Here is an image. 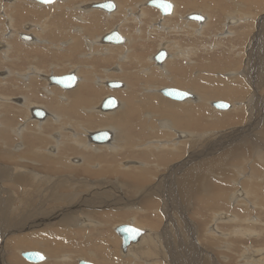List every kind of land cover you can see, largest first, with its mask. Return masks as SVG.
<instances>
[{
	"label": "rangeland",
	"instance_id": "1",
	"mask_svg": "<svg viewBox=\"0 0 264 264\" xmlns=\"http://www.w3.org/2000/svg\"><path fill=\"white\" fill-rule=\"evenodd\" d=\"M123 1H129L133 4L130 5V9L124 13L122 21H120L121 16L119 17L117 20L120 21L118 26L125 29V32L128 33V37L131 38V43L135 40H139L138 38H142V40L133 43L134 50L130 51V61L125 62L124 66L122 65V68L125 71L122 76H125L128 73L130 74V80H132V83L137 87V92H135L134 89V91L127 96V99L125 96L120 97L119 101L122 106L116 111V113L114 111L103 114L93 110V108L97 106L95 103H91L94 106L93 108L92 105L85 108L79 106L77 107L79 110H77L76 107H74V110L68 108L69 104L74 106L77 105L73 104L70 96L67 97L66 93L53 88L52 92H50V94L48 93L49 96L52 95L49 98V106L47 108L45 105V107L46 111L59 114L60 120L55 121L53 118H49L47 120L49 122L44 124L45 133H49V135L51 134V137L42 136L44 142L43 145L40 146V143H38L39 141L34 143L31 137L32 135L29 136L31 138L26 136V134L29 133L27 131L20 136L16 135L14 128H16V122L20 118L15 117V114L14 117L12 116L15 111L12 112L14 109L10 107H7L8 114L4 115L5 120L1 117L0 132L3 131L5 139L7 138L8 140L7 136L9 134V141H12V139L15 138V141H17L15 143H20L21 145L24 143L31 146V142H33L34 146H31V148H33L32 150H37V147L43 149L50 143L55 144L54 141L59 139V136L57 135L61 134L62 140H64L63 142L66 141V144H60L63 149L59 150L60 154L69 156L71 161H79L81 158L79 159L78 157L83 156L82 154L88 153L90 155L92 152L96 153V149H85L86 146H84V148H82L83 146H80L79 148L81 149L76 148V145L71 143L74 138L79 141H83L84 139V141L88 142L86 134H84L86 133L85 130L104 129L98 128V126L101 125V121L98 123L101 118L114 117L119 111L123 113L129 112L127 124L125 123L120 127L109 124L110 129L112 128L114 131L120 129L127 138L128 143L127 146L125 144L124 151H121L122 155L120 154L118 157H113L110 156L108 152L107 155H109V157L105 159L107 162L100 161L101 165H103L100 166V168L102 167L103 169L105 167V169H103L104 171L102 170L104 174L101 173V176L98 175L99 177H92V175L89 174L93 169H96L94 171L98 170V167L94 164L95 161H92L90 165V168L92 169H90L89 173L83 172V166H73L71 164L63 166L62 169L59 167L58 170L52 166H49L48 169V173L50 171L49 174H56L58 176L61 174V177L63 173L67 174L66 177L72 176L74 180L76 178H89L96 181L101 178V180H106L108 181L107 183L111 185V187H106V185L104 187L106 189L110 188L108 192L109 194L112 192L113 198L115 196H120V198L123 197L129 201L121 204L118 202L116 205L113 204L111 206L98 204L94 208L88 207L86 210L90 212V218L95 220L92 221V223L96 224H91V227L89 226L90 224L87 225L88 227H83L84 223H81L82 226L80 225L76 227L75 225H69V229L59 227L56 220L72 203H67L66 200L55 197V195H51V199H49L50 196H45V201L40 203L42 211L50 210L53 213V217H56V219L44 222L31 221L25 224L23 219L24 216L21 217L18 215L15 219L17 225L11 228L10 232H8L4 238L1 237L0 234V264H13L15 261L19 264H36L27 261L20 255L19 251L21 252L23 250H36L44 253L47 257L46 260L39 262L38 264H78L80 258L91 261L94 264L193 263L191 261L185 263L186 256L188 257L187 259H189V257L192 259L198 257V260L199 262L201 260V263L195 264H205L206 261V264H255L253 257L256 258L260 256V249L264 250V184L261 183L262 185L260 188L257 187L258 189L256 186L251 187L243 180L242 177L244 176L242 173H245L246 176L252 173L257 179H259L262 177L264 171L261 163L264 161V0H174L176 11L174 15L172 14L171 16L166 17V27L162 30L150 27L154 22L157 23V21H159V14L155 19H149V16L151 18L156 15L150 10L154 9V7L149 6L150 8H145L148 10H146L148 18L143 20L144 23L142 24L141 18L139 19V16L137 15L140 12H138L140 7H136V4H141L140 2L143 0ZM27 2H29V0L22 2L26 12L28 11L39 18L45 15L42 13L44 11L39 10V6L37 5H33L36 7L34 9L26 8L25 3ZM59 3L61 4V2ZM119 4L121 5L120 1ZM50 7H56V5L54 4V6L52 5ZM88 7H90V4ZM10 8L12 7H7L8 10ZM188 11H192V13L198 12L202 15L204 14L208 17L207 24L205 26L203 25L204 27H199L195 20H186ZM123 12L124 10L122 13ZM243 13L247 14L249 17H239ZM117 14L118 12L115 10L106 15L112 17ZM230 14H233L231 15L233 18L236 15L235 17H238V22L226 26V24L229 23L228 16ZM232 20L235 21V19ZM185 21H188V23ZM27 22L29 21H26L24 26H29ZM30 22L33 23L32 21ZM145 23H147V25ZM178 24L183 26L182 30L178 27ZM175 25L176 28H173ZM226 27H229L230 29H227ZM229 30L232 32L228 34L227 32ZM163 43H165L164 47L167 46L165 49L168 51V54H171V58L167 61V66L164 65L166 66L164 70V66L162 68L153 66L154 63L152 55L150 54L159 49L158 47L163 46ZM128 44L130 45V43ZM96 47L98 46H95V48ZM103 47V52L107 49L111 52L110 56H107L106 58H112L116 51L121 48L110 45H103ZM98 49L100 50L101 47ZM179 49H182L181 51L184 52V54L188 53L189 58L178 57L180 53ZM127 50L129 52V46ZM148 54L149 57L146 59ZM146 67L152 68L151 74L153 75L142 73ZM160 71H163L164 76ZM4 73V71L0 70L1 75ZM97 73L102 75L101 71H98ZM109 76L110 74L105 75L98 81L103 82L105 81V77ZM32 78L34 77H30V80ZM134 79L135 81L133 82ZM30 80L24 81L22 78V81L27 82V84H29ZM82 82L80 81L79 84L81 85ZM95 85L105 87V89L108 88L103 84ZM164 86H173L193 92L203 100L196 103L192 101L175 102L164 98L160 94L158 95L155 92H150L149 90L151 88L156 89ZM79 87L80 86H77L76 89H74L75 91L73 93L76 92V95L80 89ZM85 87L89 88V86ZM0 88L2 87L0 86ZM108 89L114 90L110 88ZM123 90L125 91V89H115V92L121 94ZM155 91L157 92V89ZM109 93L111 92L104 91V95H108ZM127 94L129 93L127 92ZM61 95H66L67 98L63 96V99ZM123 95H126V92ZM3 97L8 99L0 98V105L9 103L10 101L9 96L3 95ZM157 97L165 100V102L168 101L171 104H175L178 109L191 107L188 109L191 112L188 111L189 114L187 113L185 114V117L184 115L181 117L177 116L178 109H176L175 126L172 109L162 108L161 110H156L157 108H152ZM68 100H70V103ZM210 100H224L229 102L231 106L226 110H218L208 104V101ZM83 101H85V99ZM186 102H188V104ZM30 103L31 101H28L26 104ZM65 103H67V105ZM197 104L201 105L200 111H192V108ZM25 115L28 118L31 116L30 113H28V110L25 111ZM91 115L93 116V119H90V117H92ZM21 116L20 113V117ZM22 121H24V119H22ZM35 121L36 120H33L32 122L27 121L28 124L31 125V132L34 130ZM21 122L19 124H21ZM161 125L163 126L161 127ZM166 125L174 127L176 131L168 129ZM8 128L9 130H7ZM74 131L77 133V137L70 136ZM173 132L176 133V135ZM173 136H175L176 140V158L169 153L174 150H170V147H161L157 151L153 148V151H150L148 150V147L137 149L139 144L149 143L156 138L169 140ZM190 140L193 142L189 147L190 142L188 141ZM26 141L28 144L25 143ZM11 143L12 142H10V144ZM242 144L245 145L250 153L253 152L251 153V156H249L250 153L249 155L243 156L238 154L228 155L224 157V161L221 162L223 168V170L221 169L222 173H218V171H207L205 173L206 182L204 181V184H201V187L197 188V192L191 193L193 188L190 186L187 188L188 190H180L177 181L187 170L193 168L196 171L198 170L199 163H204L205 161L211 162L213 161L212 159H220L222 156H225L226 152H229V149L236 146L238 147ZM211 145L214 146V148H212ZM69 149H71V151ZM257 149L261 152V161L257 160L259 157L256 156L258 153L256 151ZM15 151L14 156H11L8 149L4 148L0 154V161L3 163H11L10 159L12 158L14 161L16 153H24L26 149H24L22 145L21 150L17 149ZM2 154L7 156L4 157ZM76 154L79 156H76ZM37 156L35 155V157ZM165 157L167 158L165 159ZM110 159H112V161ZM139 161L147 162V164L142 167ZM110 164L114 169L110 168ZM123 164H129V170L127 169L126 171L125 169H122ZM41 167L42 169L44 168L42 165L36 166V168H39V171L41 170ZM109 169H112L113 173H116V175H119L118 172L120 174H125L127 172L136 174L141 171L144 174L145 179L141 180V182L137 181L139 186H132L130 183L131 180L129 179L128 183L121 175L120 177H114L112 179L108 177L107 175L109 173L107 171H109ZM241 171L242 173H240ZM171 173H174L173 176L175 177L170 178ZM238 173L240 176H238ZM219 174L222 176L225 175V180H229L228 183L216 181L215 179H218L216 177ZM210 177L212 179H209ZM175 179H177L176 184ZM208 179L211 181H208ZM4 180L8 182L6 183L7 187H10L8 189L13 190L15 188V183H12V181L7 180L6 178H4ZM59 182L54 185H59ZM193 182L192 186L196 181ZM122 183H125L126 187L122 186ZM246 184V189L251 191L249 194H246L244 189ZM60 188H62V186ZM69 189L70 188L63 189L64 192L62 189L60 190H62L63 193L68 194L72 191ZM85 190L83 189L80 191L84 192ZM235 190L241 192L244 191L245 193L243 192V194L249 195L251 198L246 201L242 198L236 203L232 200V197H234L233 192ZM219 191H222L223 194L217 195ZM3 195L6 194L1 193L0 197H4ZM21 195L15 194V196H17L16 199H19ZM205 196L208 197L207 200H205ZM53 197H55L54 199L57 201L53 200ZM139 198H148L153 201V204L151 203L144 206L143 203L141 205L138 203L140 200ZM1 199L2 198H0V201ZM132 199L134 200L132 201ZM110 200L111 203L112 199ZM133 203L135 206L141 205L145 208L143 207L141 208V211L135 213V210L133 212V209L130 210L128 207ZM19 206L20 208H15L14 204L11 205L10 203L9 208L6 207L1 211L0 217L10 211L14 213L12 208L17 209V211L18 209H22V203ZM54 208L64 210L59 212L60 210ZM19 212H21V210ZM14 214L16 215V213ZM219 214H226L227 216L225 215V217L228 219H223V221L220 220L219 222L217 221V223H214V218L219 216ZM132 218L136 220V224L150 229L153 232L150 237H153L155 240L154 247L156 250L151 246L147 247V245H142V243L141 245L138 244V248H143L152 252L143 255V257H133L131 255H126L124 257L119 253L120 238L113 231V227L118 224L130 223L132 221L129 220H132ZM231 218H234L235 221ZM211 225H213V227ZM214 227L216 230L213 231L212 228ZM237 228L242 231L234 232V229ZM39 233L43 236H37L38 242L37 244L33 243L35 245V248H33V246L27 241L31 240L32 242H36L34 241V238L29 237ZM44 236L48 237L45 238ZM12 238H20L21 240L19 244L16 246L12 245L10 248V245L13 243H10L9 241H11ZM57 238L62 241H60V244L55 243L57 246H54L55 244L53 245V242L50 241ZM190 245L196 250L192 251V254L190 252ZM183 249H187V252H182ZM90 252L93 253V255H90ZM181 253L186 256L182 257ZM248 253H251L250 255H252V259L248 257ZM149 254H152V256ZM10 255H14L16 260H13ZM178 255H180V259Z\"/></svg>",
	"mask_w": 264,
	"mask_h": 264
},
{
	"label": "bare ground",
	"instance_id": "2",
	"mask_svg": "<svg viewBox=\"0 0 264 264\" xmlns=\"http://www.w3.org/2000/svg\"><path fill=\"white\" fill-rule=\"evenodd\" d=\"M4 1H10V6H8V7H14V6H17V7H22L23 6V4L22 5H19V0H4ZM25 1H27V0H25ZM35 2V1H33V0H29V2ZM142 1V0H141ZM59 2H61V1H58V0H56L55 2H53L51 5H49V6H54V4L56 5V7H62L61 5H60V3ZM91 2V1H90ZM98 1H93V3H91V4H95V3H97ZM140 2V1H139ZM147 1L146 0H143L142 2H140L141 4H136V7H140V10H138V16H139V19L141 18V16H144L145 15V17H146V10L147 9H145V8H150L148 5H147V3H146ZM87 3V4H86ZM114 3H116V2H114ZM36 4H38V5H41V6H43V4H40V3H36ZM88 2H85L84 3V5L81 7V9L84 11V13L85 14H87V15H93V17H92V20H93V18H94V23H95V21H97V17L93 14V12L95 11L96 12V9H99V8H97V7H92V6H90V7H88ZM90 4V5H91ZM48 5V4H47ZM144 6H147V7H144ZM137 8V9H138ZM119 9H120V4L119 3H116V6H115V9L113 10V11H119ZM129 9V8H128ZM127 9V10H128ZM63 10V9H62ZM99 10H101V9H99ZM2 11V10H1ZM101 11H104V10H101ZM112 11V12H113ZM126 11V10H125ZM130 11V10H129ZM148 11V10H147ZM175 11H176V8H175V1H174V4H173V8H172V12H171V14H169V15H165V16H162L161 14H160V12L158 13L159 14V16H158V20L159 21H157V23L156 22H154L153 23V25H149L150 27H152L153 29H159V30H162V29H164L165 27H166V24H165V19H166V17H169V16H171L172 14L174 15V13H175ZM94 12V13H95ZM105 12V11H104ZM112 12H105V13H112ZM133 12V11H132ZM189 12V13H188ZM187 12V15H186V20H188V21H192V20H190L189 18L187 19V17H188V15L190 14V13H192L191 11H188ZM206 12V11H205ZM236 13V12H235ZM134 15H136V14H134ZM204 15V14H203ZM231 15H233V14H230L229 16H228V22L229 23H227L226 24V26H229V25H231V24H236V22H238V17H235L234 16V18H233V16H231ZM4 16V15H3ZM7 16V15H6ZM72 16V15H71ZM131 16V15H130ZM242 16H245V17H249L247 14H241L239 17H242ZM91 18V17H90ZM243 18V17H242ZM12 19V18H11ZM232 19H235V21L234 20H232ZM247 19V18H246ZM13 20V19H12ZM126 20V19H125ZM137 20V19H136ZM167 20V19H166ZM207 20H208V17H206L205 15H204V21L202 22V23H199V22H197V21H195L196 23H197V26H199V27H202L203 25L205 26L206 24H207ZM6 21V20H5ZM188 21L186 22V23H188ZM240 21V20H239ZM68 22V21H67ZM100 22V21H99ZM9 23V22H8ZM140 23V22H139ZM156 23V24H155ZM171 23V22H170ZM27 24H29L30 26L31 25H33V24H31V22L29 21V22H27ZM96 24V23H95ZM44 25V24H43ZM42 25V26H43ZM48 25V24H47ZM179 25V24H178ZM7 26H9L8 24H7ZM7 26H6V28H7ZM45 26V25H44ZM203 26V27H204ZM3 27V26H2ZM12 27V26H11ZM176 28V25L175 26H173V28ZM179 28H181V30L183 29V26H178ZM13 28V27H12ZM43 28L44 27H42V30H43ZM227 28V27H226ZM229 28V27H228ZM227 28V29H228ZM4 29V28H3ZM9 29V28H8ZM26 30L28 29V26H26V28H25ZM81 29V28H80ZM230 29V28H229ZM11 30V29H10ZM13 30H14V28H13ZM41 30V31H42ZM180 30V31H181ZM225 30V29H224ZM4 31H6V30H4ZM28 31H29V29H28ZM36 31V30H35ZM200 31V30H199ZM232 31L231 30H229L227 33L229 34V33H231ZM9 33V32H8ZM75 33V32H74ZM191 33H193V32H191ZM26 34H28L29 36H30V38L28 39V40H26V39H21V40H23V41H28V43H30V42H33V43H36V42H38V40H37V36L35 35V33H34V31H33V33H31V31H30V34H29V32L28 33H26ZM78 34V33H77ZM45 35H46V33H45ZM103 35L104 34H102L101 36H99L100 37V41H98V43L96 44L95 42H93L92 41V39H90V40H88V42H83L84 44H85V46L87 47V48H89V50H91L92 51V53L94 52V53H98L97 55H100L101 57L103 56V55H105V54H107V55H105V56H103V57H107V56H110V54H111V52H109V50L107 49V50H105L104 52L102 51L103 49H104V47H103V45H110V44H106V43H103L102 42V37H103ZM16 36H17V34H16ZM19 36V35H18ZM36 36V37H35ZM44 36V35H43ZM49 36H51L50 34H49ZM48 36V37H49ZM73 36H74V34H73ZM8 37H11V34H8ZM40 37V36H39ZM75 37V36H74ZM78 37V36H77ZM86 37V36H85ZM52 38H53V36H52ZM70 38V37H69ZM125 38V41H124V43H122V44H120V45H117L116 47H122V46H124V44H126L127 43V41L129 40L127 37H124ZM45 39V38H44ZM60 39V38H59ZM89 39V38H88ZM48 40H50V39H48ZM70 40H71V38H70ZM85 40V39H84ZM57 41V40H56ZM67 41V40H66ZM43 42V41H42ZM46 42V41H45ZM44 42V43H45ZM49 43V42H48ZM54 43H55V41H54ZM65 43V42H64ZM76 43V42H75ZM74 43V44H75ZM81 43V42H80ZM79 43V44H80ZM78 44V43H77ZM76 44V45H77ZM32 45V44H31ZM36 45V44H35ZM41 45V44H40ZM39 45V46H40ZM48 45V44H47ZM49 45H51V44H49ZM68 45V44H67ZM73 45V44H72ZM95 45H97L98 47H96L95 48ZM163 46H160V47H158V48H165V47H167V46H165L164 47V45H165V43H163L162 44ZM4 46V45H3ZM44 46V45H43ZM79 46V45H78ZM82 46V45H81ZM84 46V45H83ZM53 47V46H52ZM99 47H101V49L99 50L98 48ZM78 48V47H77ZM71 49V48H70ZM180 51V53H179V55H178V57H180V58H189V55H188V53L187 54H184V52H182L181 50L182 49H179ZM184 51V50H183ZM93 53V54H94ZM95 54V55H96ZM83 55V54H82ZM85 55V54H84ZM170 55L171 54H168L167 53V57L165 58V60L161 63V64H158V63H156L155 61H154V59H153V57H154V55H152V60H153V66H156V67H160V68H162L164 65H166L167 64V61H168V59L169 58H171L170 57ZM92 57V56H91ZM95 57V56H94ZM119 57V56H118ZM88 58V57H87ZM119 59H120V62L122 61H126L127 60V56L124 54V55H121V57H119ZM188 60V59H187ZM187 62V61H186ZM51 63V62H50ZM119 64V63H118ZM51 66V65H50ZM167 66V65H166ZM166 66H164L163 67V70H164V68L166 67ZM248 66V65H247ZM49 67V66H48ZM55 67V66H54ZM76 67V66H75ZM79 67V66H78ZM120 67H121V65H120ZM31 68V67H30ZM57 68V67H56ZM167 68H169V67H167ZM27 69V68H26ZM54 69V68H53ZM123 69V68H122ZM151 69L152 68H150V67H146V68H144V72H142V73H145V74H147V75H153V74H151L152 73V71H151ZM155 69V68H154ZM39 70V68L38 67H34V68H32V69H28V71H26V74H25V72H18V73H21V74H18L17 72V74L21 77V78H23V80L24 81H28V80H30V77H40L41 79H43L44 81L46 80L47 81V83H48V80L46 79V76H47V74H43L44 76H42V75H40V73L39 72H37ZM49 70V69H48ZM77 70H78V72L80 73V75L82 74L80 71H79V69L77 68ZM170 70V69H169ZM105 71V70H104ZM112 71V70H111ZM113 71H116V69H113ZM112 71V72H113ZM11 72V71H10ZM15 72V71H14ZM43 72V71H42ZM74 73H75V71H73ZM108 72H109V70H108ZM194 72V71H193ZM198 72V71H197ZM105 73V72H104ZM160 73H163V71H160ZM5 75H3V77L5 78L6 76H7V74L6 73H4ZM16 74V75H17ZM77 74V73H76ZM97 74V73H96ZM119 74V73H118ZM50 75H54V74H48V76H50ZM163 76H164V73L162 74ZM165 75H166V73H165ZM79 76V75H78ZM77 76V77H78ZM7 77H10V75L8 74V76ZM81 77V76H80ZM80 77L78 78V80H77V82H76V84L74 85V87H72L71 89H63V90H61L62 92H64V93H66V95H67V97H69L70 96V98H71V101H73V104H75V105H78V103H79V100L77 99V95H76V92L75 93H73L75 90L74 89H76V87L77 86H80ZM120 77V76H119ZM171 77V76H170ZM2 78V77H1ZM110 78V79H109ZM82 79H83V82L85 81L84 80V77H82ZM100 78H98L97 80H99ZM221 79V78H220ZM4 80V79H3ZM97 80H94L93 79V82H95V84H98V85H101V84H103L104 86H107V85H105V83H107L106 81H109V80H112V78L111 77H108V78H105L104 80H105V83H104V81L103 82H99L98 83V81ZM82 82V81H81ZM49 84V90H47L48 91V93L50 94V92H52V90H53V88H55L56 87V85H52V84H50V83H48ZM79 84V85H78ZM125 84V83H124ZM124 84H123V86H121L120 88H117L116 90H122V89H124ZM89 85V84H88ZM45 86V85H44ZM43 86V87H44ZM52 86H55V87H52ZM86 86V85H85ZM51 87V88H50ZM58 87V86H57ZM108 87V86H107ZM150 87H153V86H150ZM47 88V87H46ZM60 88V87H59ZM88 88V87H87ZM90 88V87H89ZM109 88V87H108ZM153 88H155V87H153ZM153 88H151V89H149L150 90V92H155V93H157L158 95L160 94L161 95V93L158 91V90H160V87L159 88H156L157 89V92L155 91L156 89H153ZM233 88V87H232ZM48 89V88H47ZM111 89V88H110ZM46 90V89H45ZM108 90V89H107ZM115 90V89H114ZM109 91V90H108ZM192 94H193V96L191 97V98H188V99H185V100H183V102H185V101H192V102H194V103H196V102H201L203 99L202 98H199L198 97V95H196V94H194L193 92H191ZM81 94H82V92H81ZM89 94V93H88ZM151 94V93H150ZM66 95H63V96H65V98H67L66 97ZM108 95H110V93L108 94ZM50 96H52V95H50ZM62 96V95H61ZM63 96H62V98H63ZM104 97H106L107 96V94H105V95H103ZM102 96V97H103ZM57 97H59V96H57ZM80 97V99H82V100H84L81 96H79ZM103 97V98H104ZM164 97V96H163ZM0 98H4V99H8V98H5V97H0ZM59 98H61V97H59ZM58 98V99H59ZM102 98V99H103ZM155 98V97H154ZM164 98H167V97H164ZM64 99V98H63ZM102 99H101V101H102ZM147 99V98H146ZM168 100H170V101H175V102H182V101H176V100H172V99H170V98H167ZM22 100H24V98L22 99ZM69 101V103H70V100H68ZM100 101V102H101ZM214 101H217V100H210V101H208V104L210 105V106H212V102H214ZM10 102V101H9ZM119 103H118V105H117V107L115 108V109H113V110H110V111H101L100 109H99V105H100V103H99V105L98 106H96V107H94L92 104V108H93V110L94 111H97V112H99V113H111V112H114L115 111V113H116V111L122 106V104H121V102L120 101H118ZM123 102V101H122ZM189 102V103H190ZM187 104H188V102H186ZM31 105H32V107H28V113H30V110H32L33 108H36V107H40V105L39 106H37V105H35L36 103H30ZM29 104V105H30ZM66 105H67V103H65ZM30 105V106H31ZM201 105H202V103H201ZM201 105H199V104H197L194 108H192V111H200V107H201ZM198 106H199V108H198ZM231 106V105H230ZM42 107V106H41ZM85 107H90V106H83L82 108H85ZM130 107V106H129ZM193 107V106H192ZM213 107V106H212ZM68 108H70V106L68 107ZM67 108V109H68ZM152 108L154 109V108H157L156 110H158V109H162V108H167V109H172V113H173V115H174V122H175V126H176V109H178V107L176 108V105L175 104H171L170 102H165V100H162V99H160L159 97H157V99H156V102H155V104H153L152 105ZM191 107H186V108H180V109H178V112H177V116H181V117H183V115H184V117L186 116L185 114H187L188 113V109H190ZM214 108V107H213ZM230 108V107H229ZM44 109V108H43ZM216 109V108H215ZM45 110V109H44ZM70 110V109H69ZM85 110V109H84ZM125 110V109H124ZM127 110V109H126ZM219 110V109H218ZM86 111V110H85ZM143 111V110H142ZM168 111V110H167ZM58 112V111H57ZM120 112V111H119ZM118 112V114H116L114 117L112 116L111 118H101V120H99L98 121V123L101 121V125L100 126H98V128H104V129H106V130H108L109 132H110V138H109V140L107 141V142H105V143H93V142H91L90 140H89V134L90 133H92V132H94V131H96L95 129H92V130H85V132L86 133H84V134H86V138H87V140H88V142L87 141H84V139H83V141H79V140H77L76 138H74V140L73 141H71V143L73 144V145H76V148H79L80 146H83L82 148H84V146H86V148L85 149H96V153H90V155L88 156L86 153L85 154H82L83 155V157L81 156V159L79 160V161H71L70 160V157L69 156H66V155H63V154H60V152H59V150L60 149H62V147H61V145L60 144H66V141L65 142H63L64 140H62V135L61 134H59V135H57V136H59V139L57 140V141H54V143L55 144H47V146L45 147V148H43L42 150L43 151H41V148H38L37 146V150H32L33 148H31V146H34V143L36 142V141H40V140H42V136H46V137H51V134L49 135V133L48 134H46L45 133V131H44V124L46 123V122H49V121H47L49 118H53V120H55V121H58V120H60L59 118H60V115L59 114H57V113H51V112H49V111H46L45 110V115H44V117L42 118V119H36V118H34V117H32V116H30L31 115V113H30V115H28V116H30L29 118L28 117H26V119L24 120V121H22L21 122V124H19V125H17L16 126V128H14L15 129V132H16V135H22L25 131H27V132H29V133H27L26 134V136H30V135H32L31 137H32V139H33V142H31V146H30V149H26V151H24V154H25V156H20V155H18V154H16V156H15V159H14V161L12 160V158L10 159L11 160V163L9 162H7V163H3V162H1L0 161V168H1V164L2 165H4V164H6L8 167H9V164L11 165V167H9L10 169H9V171H10V175L13 177V179L16 177V175H21L20 173L22 172V176H23V179L22 178H20L19 179V182L20 183H18L17 185H19L22 189H23V191H22V195H21V197L19 198V199H16L17 198V196H15V194H13V195H5L2 199H1V201H0V216H1V211H3L6 207H10V203H11V205L12 204H14V207L15 208H18V206L19 205H21V203H22V209H20L21 210V212H19V211H17V209H14V208H12L13 210H14V213H16V211L18 212V215H20L21 217L22 216H24V222H25V224L27 223V222H31V221H37V222H44V221H53V220H55L56 219V217H53V213L49 210V211H47V210H44V211H42V207H41V202H43V201H45V196H50L49 197V199H51L52 197H51V195L53 196V195H55V197H59V198H61V199H63V200H66L67 201V203H72L71 205H67L68 207L64 210V209H58V208H54V209H58V210H60L59 212H61V211H63V213H62V215L56 220V223L59 225V227H64V228H69V225H75V227L76 226H82V224L81 223H84L83 224V227H88L87 225H89L90 227H91V224H94V223H92V221H95L94 219H92V218H90V212L88 211V210H86V209H88V207H91V208H94L95 206H97L98 204H105L106 206H111V205H116L118 202H120V204L121 203H124V202H126V201H129L128 199H126V198H123V197H121L120 198V196L118 197H114L113 198V195H112V192H110V194H109V189L110 188H105L104 186L106 185V187H111V185H109L107 182L108 181H106V180H101V178L100 179H98V180H92V179H89V178H81V179H79V178H76L75 180L73 179V177L72 176H68V177H66L67 176V174H63L62 173V176L60 177V175L58 176V175H56V174H49L50 173V171H49V173H48V169H49V166H52V167H55V169H57L58 170V168L60 167L61 169H62V167L63 166H68L69 164H71V165H77V166H83V172H87V173H89V171H90V169H92V168H90V165H91V163H92V161H95V166L96 167H98V170L97 171H94V170H96V169H93V171H94V173H93V171H90V173L89 174H91L92 175V177L93 176H101L100 174L101 173H103L104 174V170L103 169H105V167L102 169V167L100 168V166H103V165H101V162H103V161H105V159L106 158H108L109 157V155L110 156H113V157H118L120 154L122 155V153H121V151H124L123 149L125 148V144H126V146H127V143H128V140H127V138L125 137V135L121 132V130L119 129V130H117V131H114L112 128L110 129V125L109 124H112L113 126H116V127H120V126H122V125H124L125 123L127 124L128 122H127V120H128V118H129V115H128V113H123V112H120L119 113ZM189 112H191V111H189ZM92 114V113H91ZM167 114V113H166ZM189 114V113H188ZM97 115V114H96ZM99 115V114H98ZM172 115V116H173ZM92 116V115H91ZM100 116V115H99ZM101 117V116H100ZM188 117V116H187ZM150 118V117H149ZM148 118V119H149ZM189 118V117H188ZM90 119H93V116L92 117H90ZM33 120H36L35 121V124H34V130H33V132H31V125L30 124H28V122L27 121H33ZM130 121V120H129ZM154 121V120H153ZM183 121V120H182ZM189 121V120H188ZM186 122V121H185ZM148 124V123H147ZM189 125V124H188ZM163 125H161V127H162ZM167 126V128L168 129H173V130H175L174 129V127H172V126H169V125H166ZM1 127V126H0ZM115 128V127H114ZM117 129V128H116ZM115 129V130H116ZM261 129V128H260ZM7 130H9V128L7 129ZM97 130H100V129H97ZM42 131H44V132H42ZM73 131V130H72ZM176 131V130H175ZM9 132V131H8ZM182 132V131H181ZM10 133V132H9ZM174 133V132H173ZM5 134V133H4ZM175 135H176V133H174ZM25 135V134H24ZM150 135V134H149ZM172 135V134H171ZM243 135V134H242ZM9 134H8V140H9ZM25 136V137H26ZM70 136H76L77 137V133L74 131L73 133H71L70 134ZM5 136H3V131H1L0 132V154H1V152L3 151V149L5 148V149H8V151L10 152V154H11V156H14V153L16 152L15 150H17V149H19V150H21V146L24 144V143H22V145L20 144V143H13V145H14V147L10 144V141H8V140H6L5 138H4ZM23 137V136H22ZM31 137H29V138H31ZM189 137V136H188ZM243 137V136H242ZM13 138V137H12ZM18 138V137H17ZM53 138V137H52ZM55 138H57V137H55ZM70 138H72V137H70ZM187 138V137H186ZM245 138H246V136H245ZM26 139V138H25ZM24 139V140H25ZM28 139V138H27ZM173 139V140H172ZM182 139H184V138H182ZM192 139V138H191ZM241 139V138H240ZM18 140V139H17ZM30 140V139H29ZM245 140V139H244ZM20 141V140H19ZM21 141H23V140H21ZM28 141V140H27ZM25 142V143H27L28 144V142ZM31 141V140H30ZM153 141V142H152ZM253 141V140H252ZM185 142V141H184ZM187 142V141H186ZM188 142H190V145H189V147L192 145V142L193 141H188ZM44 143V142H43ZM53 143V142H52ZM70 143V142H69ZM68 143V144H69ZM241 143V142H240ZM244 143V142H243ZM37 144V143H36ZM197 144V143H196ZM15 145H17V146H15ZM59 145H60V147H59ZM70 145V144H69ZM170 145V146H169ZM187 145V144H186ZM41 146V145H40ZM71 146V145H70ZM212 146V145H211ZM210 146V147H211ZM218 146V145H217ZM236 146V145H235ZM148 147V150H150V151H153V149L154 150H158L159 148H161V147H170V150H172V149H174V150H172L171 152H169V153H171V155H173L174 156V158H176V140H175V136H173L171 139H169V140H162L161 138H156V139H154V140H151V142H147V143H143V144H139L138 146H137V149H139V148H147ZM174 147V148H173ZM194 147V146H193ZM192 147V148H193ZM234 147V146H233ZM66 148V147H65ZM153 148V149H152ZM187 148V147H186ZM212 148H214V146H212ZM25 149V148H24ZM79 149H81V148H79ZM105 149V150H104ZM227 149V148H226ZM233 149V150H232ZM10 150H12L13 152L11 153V151ZM23 150V149H22ZM45 150V151H44ZM63 150V149H62ZM62 150H61V152H62ZM70 151H71V149H69ZM214 150V149H213ZM68 151V150H67ZM77 151V150H76ZM189 151V150H188ZM258 153L256 154V156H259L258 158H257V160L258 161H261L262 160V158H261V156H260V151H259V149H257L256 150ZM6 152V151H5ZM91 152V151H90ZM95 152V151H94ZM109 152V155H107V153ZM249 153H250V151H248L247 150V148L245 147V145L244 144H242V145H240V146H236V147H234V148H231V149H229V152H226L225 153V156H222L220 159L218 158V159H212L213 161H211V162H208V161H205L204 163H199L198 164V170H194L193 168H191L190 170H187L185 173H184V175H182V177L181 178H179L178 179V181H177V179H175V184H176V181L178 182V187L180 188V190H185V189H187L189 186L190 187H192L193 188V190H192V192L191 193H193V192H197L196 190H197V188L199 187H201V184L203 185L204 184V181L206 182V177H205V173L207 172V171H212V172H217L218 171V173L219 172H221L222 173V170H223V168H222V166H221V162L222 161H224V157H226V156H228V155H232V154H238V155H240V156H243V155H249ZM251 153H253V152H251ZM250 153V155L249 156H251L252 154ZM256 153V152H255ZM221 154V153H220ZM3 155V154H2ZM35 155L37 156V157H35ZM161 155V154H160ZM264 155V154H263ZM4 156V155H3ZM7 156V155H6ZM6 156H4V157H6ZM76 156H77V154H76ZM191 156V155H190ZM219 156V155H218ZM160 157V156H159ZM159 157H158V159H159ZM169 157V156H168ZM79 158V157H78ZM167 157H165V159H166ZM173 158V159H174ZM178 158V157H177ZM242 158V157H241ZM72 159V158H71ZM115 159V158H114ZM113 159V160H114ZM171 159H172V157H171ZM249 159V158H248ZM40 160V161H39ZM111 161H112V159H110ZM129 160V159H128ZM127 160V161H128ZM264 160V159H263ZM99 161V162H98ZM101 161V162H100ZM130 161V160H129ZM250 161V160H249ZM105 162H107V160L105 161ZM109 162V161H108ZM140 162V165L142 166V167H144V165H146L147 164V162H144V161H139ZM162 162H164V161H162ZM116 163V162H115ZM124 163V162H123ZM127 163V162H126ZM262 163V165H263V170H264V161H262L261 162ZM103 164V163H102ZM105 164V163H104ZM107 164H109V163H107ZM134 164H136V163H134ZM223 164V163H222ZM38 165H42L44 168L43 169H45V170H43L42 169V167L40 168L41 169V171H45L46 173H42V172H40L38 169L39 168H36V166H38ZM114 165V164H113ZM171 165H173V164H171ZM108 166V165H107ZM115 166V165H114ZM124 166V167H123ZM123 166H122V169H125L126 171H127V169H128V167H129V164L128 165H126V164H123ZM136 166V165H135ZM170 166V165H169ZM244 166V165H243ZM22 167H25V168H27V169H24L23 170V168ZM167 167V166H166ZM173 167V166H172ZM69 168V167H68ZM108 168V167H107ZM106 168V169H107ZM110 168H112L111 167V164H110ZM170 168V167H169ZM196 168V167H195ZM54 169V168H53ZM72 169V168H71ZM70 169V170H71ZM76 169V168H75ZM222 169V170H221ZM243 169H245V168H243ZM5 168L4 169H0V185H1V183H2V181H4L3 179H4V177H2V176H5V178H7V180H9L10 179V177L9 176H7V175H3L4 174V172H5ZM47 170V171H46ZM100 170V171H99ZM103 170V171H102ZM112 170V169H111ZM129 170V169H128ZM133 170V169H132ZM61 171V170H60ZM59 171V172H60ZM64 171H66V170H64ZM73 171V170H72ZM71 171V172H72ZM75 171V170H74ZM78 171V170H77ZM109 171H110V169H109ZM149 171V170H148ZM61 172H63V171H61ZM92 172V173H91ZM106 172V171H105ZM108 172V171H107ZM236 172V171H235ZM1 173H3L2 175H1ZM72 173H74V172H72ZM86 173V174H87ZM220 173V174H221ZM240 173H242V171L240 172ZM89 174H87V175H89ZM124 174V173H123ZM123 174H121V176L124 178V179H126V181L129 183V179L131 180V185L132 186H139L138 185V182H141V180H144L145 179V177H144V174L140 171L139 173H136V174H133V173H131V172H127V173H125L124 175ZM173 174L174 173H171V176H170V178L172 177H175V176H173ZM218 175L216 178H218V179H215L216 181H221L222 183H228V181L229 180H225V175L224 176H222V175ZM226 174H228V173H226ZM76 175V174H75ZM77 175H79V174H77ZM176 175V174H175ZM242 175L244 176V177H242L243 178V180L245 181V183H247L248 185H250L251 187H253V186H256V188L258 187V188H260V186L262 185V184H264V171H263V175H262V177H260L259 179H257V177L255 176V175H253L252 173L251 174H249V175H245V173H242ZM98 176V177H99ZM238 176H240L239 175V173H238ZM78 177V176H77ZM91 177V178H92ZM169 177V176H168ZM167 177V178H168ZM95 178V177H94ZM96 179V178H95ZM112 179V178H111ZM209 179H212L211 177L209 178ZM208 179V181H211V180H209ZM74 180V181H73ZM6 181V180H5ZM60 181V182H59ZM110 181V180H109ZM138 181V182H137ZM193 181H196V183L192 186V183H194ZM236 181V180H235ZM262 181V182H261ZM57 182H59L60 184L59 185H54V184H56ZM200 182V183H199ZM3 183H8V182H3ZM13 183V182H12ZM14 183H15V181H14ZM259 183V184H258ZM262 183V184H261ZM119 184H121V183H119ZM247 184L245 185L246 187H244V189H245V192H246V194H249V193H251V191L249 190V189H246L247 188ZM54 185V186H53ZM109 185V186H108ZM143 185V184H142ZM9 186V185H8ZM12 186V185H11ZM62 186V188H60ZM122 186H125L126 187V184L125 183H122ZM129 186V185H128ZM17 187V186H16ZM135 187V188H136ZM249 187V186H248ZM250 187V188H251ZM3 188H5V187H3ZM2 188V189H3ZM6 188H10V187H6ZM56 188V189H55ZM68 188H70L72 191H70V193H68V191H67V193L68 194H65V193H63L64 192V190L63 189H68ZM116 188V187H115ZM157 188H158V186H157ZM208 188V187H207ZM257 188V189H258ZM13 189V188H12ZM60 189H62L63 190V192H62V190H60ZM69 189V190H70ZM85 190L84 192L82 191H80V190ZM130 189V188H129ZM164 189V188H163ZM238 189V188H237ZM116 190V189H115ZM188 190V189H187ZM240 190V189H239ZM14 191V190H13ZM120 191V190H119ZM199 191V190H198ZM25 192V193H24ZM118 192V191H117ZM146 192V191H145ZM148 192V191H147ZM153 192V191H152ZM184 192V191H183ZM244 192V191H243ZM243 192H241V191H238V190H235L234 192H233V194H234V197H232V200L233 201H235L236 203L238 202V200H240V199H244V201H246L247 199H249V198H251L249 195H244L243 194ZM244 192V193H245ZM257 192V191H256ZM137 193V192H136ZM185 193V192H184ZM231 193V192H230ZM24 194V195H23ZM118 194V193H117ZM131 194V193H130ZM158 194V193H157ZM195 194V193H194ZM221 195V194H223V192L222 191H219V193H217V195ZM17 195V194H16ZM146 195V194H145ZM193 195V194H192ZM232 195V194H231ZM256 195V194H255ZM13 196V197H12ZM140 196V195H139ZM154 196V195H153ZM157 196V195H156ZM174 196V195H173ZM204 196V195H203ZM225 196V195H224ZM55 197H53V200H56V199H54ZM137 197H138V195H137ZM142 197H144V196H142ZM152 197V196H151ZM230 197V196H229ZM141 198V197H140ZM139 198V199H140ZM174 198V197H173ZM205 200H207V198L208 197H206L205 196ZM212 198V197H211ZM211 198H210V200H211ZM110 199H112V202L110 203ZM152 199V198H151ZM204 199V198H203ZM214 199V198H213ZM219 199V198H218ZM231 199V198H230ZM53 200H50V201H53ZM62 200V201H63ZM134 199H132V201H133ZM137 200V199H136ZM57 201V200H56ZM175 201V200H174ZM75 202V203H74ZM108 202H109V204H108ZM135 202V201H134ZM253 202H255V201H253ZM66 203V202H65ZM138 203H140L141 205L144 203V206L145 205H147V204H153V201L152 200H150V199H148V198H143V199H140L139 201H138ZM59 204V203H58ZM253 204V203H252ZM102 205V206H103ZM104 205V206H105ZM141 205H134V203L132 204V205H130V206H128L129 207V209L131 210V209H133V212H134V210H135V213H137V211H141V208H143L144 206H141ZM46 206V205H45ZM118 206V205H117ZM46 207H48V206H46ZM52 207H55V206H52ZM63 207V206H62ZM149 207V206H148ZM145 208V207H144ZM148 210V209H147ZM144 212V211H143ZM14 213H12L11 211L10 212H8V213H6L4 216H2V217H0V234H1V237H5V235L8 233V232H10V230H11V228H13V227H15L17 224H16V215H17V213H16V215L14 214ZM17 215V216H18ZM226 215V214H225ZM225 215H222V214H219V216H216L215 218H214V223H217V221L219 222L220 220L221 221H223V219H228L227 217H225ZM26 216V217H25ZM107 216V215H106ZM227 216V215H226ZM232 217V216H231ZM19 218V217H18ZM233 221H235V219L234 218H231ZM15 220V221H14ZM18 220V219H17ZM20 220V219H19ZM129 221H132V222H130L131 224H133L136 228H138V229H140V230H142V232H141V234H140V236H139V238L137 239V241L136 242H134V243H130L129 245H127L126 247H124V248H122V239H121V237L119 236V238H120V244H119V253H120V255H122V256H128V255H131V256H133V257H136V256H139V257H143V255H146L147 253H152V252H150L149 250L147 251V250H145V249H141V248H138L139 247V245H141V243H142V245L144 244V245H147V247H149V246H151L153 249L155 248L154 247V239H153V237H150V235H151V233H153L150 229H147V228H144V227H142V226H139L138 224H136V220L134 219V218H132V220H129ZM229 221H231V220H229ZM21 222V221H20ZM86 222V223H85ZM232 222V221H231ZM96 224V223H95ZM94 224V225H95ZM21 225V224H20ZM61 225V226H60ZM100 225V224H99ZM116 226V225H115ZM115 226L113 227V231H114V228H115ZM212 227H213V225H211ZM216 226V225H215ZM25 227V226H24ZM239 228V227H238ZM234 229V232H236V231H242V230H240V229ZM16 229H17V227H16ZM70 229V228H69ZM211 229V228H210ZM60 230V229H59ZM58 230V231H59ZM65 230V229H64ZM212 230L214 231V230H216V228L214 227V228H212ZM248 231V230H247ZM253 231V230H252ZM19 233V232H18ZM248 233V232H247ZM20 234V233H19ZM33 234V233H32ZM48 234V233H47ZM51 234V233H50ZM212 234V233H211ZM53 235H55V234H53ZM52 235V236H53ZM207 235V234H206ZM209 235V234H208ZM246 235H248V234H246ZM37 236H43L41 233H39V234H36V235H32V236H30L29 238H34V241H36V242H32L31 240H28L27 242H29V244H31L32 246H33V248H35V245L33 244V243H36L37 244V240H38V238H37ZM46 236V235H45ZM44 236V237H45ZM56 236V235H55ZM54 236V237H55ZM153 236V235H152ZM158 236H159V234H158ZM211 236V235H210ZM7 237V236H6ZM48 237V236H47ZM47 237H45V238H47ZM50 237V236H49ZM57 237V236H56ZM193 237V236H192ZM42 238V237H41ZM40 238V240L42 241V239ZM7 239H8V237H7ZM44 239V238H43ZM155 239H157V238H155ZM20 238H17V239H13L12 238V240L11 241H9L10 243H13V244H11L10 245V248H11V246L12 245H14V246H16L17 244H19L20 243ZM33 240V239H32ZM51 240V239H50ZM60 241H62V240H59L58 238L57 239H52L50 242H53V245L55 244V243H58V244H60ZM189 241V240H188ZM23 243V242H22ZM139 244V245H138ZM9 245V244H8ZM62 245V244H61ZM54 246H57V244H55ZM5 247V246H4ZM9 247V246H8ZM7 247V248H8ZM141 247V246H140ZM158 248V247H157ZM189 248V247H188ZM190 248H191V254H192V251H194L195 249L190 245ZM154 250H156V248L154 249ZM158 250V249H157ZM257 250V249H256ZM147 251V252H146ZM189 251V250H188ZM196 251V250H195ZM259 251V250H258ZM182 252H187V249H183V251ZM19 253H20V251H19ZM194 253V252H193ZM197 253V252H196ZM254 253V252H253ZM186 254V253H185ZM249 254V253H248ZM251 254V253H250ZM249 254V258H251V256L252 255H250ZM64 255V254H63ZM90 255H93V253H91L90 252ZM150 256H152V254H149ZM181 255H182V257L183 256H186V255H184V254H182L181 253ZM259 255L260 256H258V257H256V258H254L253 257V261L255 262V264H264V250H261L260 249V251H259ZM262 255V256H261ZM6 256V255H5ZM10 256H12L11 258H13V260H16L15 258L16 257H14V255H10ZM46 256V255H45ZM188 256H190V255H188ZM194 256V255H193ZM256 256V255H255ZM64 257V256H63ZM178 257H179V259H180V255H178ZM47 258V257H46ZM46 258L44 259V260H46ZM62 258V257H61ZM188 257L186 256V260H185V263H187V261L189 262V261H191V262H193V263H190V264H195V263H201V260H200V262H199V260H198V257H196V258H190L189 257V259H187ZM64 259H66V258H64ZM81 259V258H80ZM252 259V258H251ZM43 260V261H44ZM62 260V259H61ZM60 260V261H61ZM42 261V262H43ZM179 262V261H178ZM202 262H204V261H202ZM207 263V261L205 262V264ZM13 264H19L17 261H15ZM21 264V263H20ZM36 264H38V263H36ZM180 264H182V263H180ZM203 264V263H202Z\"/></svg>",
	"mask_w": 264,
	"mask_h": 264
},
{
	"label": "crops",
	"instance_id": "3",
	"mask_svg": "<svg viewBox=\"0 0 264 264\" xmlns=\"http://www.w3.org/2000/svg\"><path fill=\"white\" fill-rule=\"evenodd\" d=\"M23 1H25V0H19V2H20L19 5H22ZM85 1L88 2L89 4H91V3H93V1L100 2L103 0H61L60 5L62 7H60V8L59 7H50L49 5H51V4L41 6V5L36 4L37 2L25 3L26 8H28V9L36 8L33 5L39 6V10H43L44 12H42V11L41 12L45 14L41 18H39L38 16L36 17V15H32L28 11L26 12L24 5L22 7L14 6L8 10L7 7L10 6L9 5L10 1L7 2L4 0H0V48L3 47L2 49H0V70L4 71L7 74V76H8V74L10 75V77L6 76L4 78L3 75H5V74H2V75L0 74V86L2 87V88H0V97H3V95H5V96H9V98H10L9 103L0 105V110H3V111H0V120H1V117L5 120L4 115L8 114L7 107H10V108L14 109V110H12V112L15 111V112H13L12 116L14 117V114H15V117L20 118L16 122L17 125H19V123L22 121V119L25 120V118H26L25 111L28 109V107H32L31 104H30L31 106L29 104H26L28 101H31L32 103H36L35 105H37V106H39V105H40V107L42 106L41 108H44L45 110H46L45 105L48 108L49 103H50V101H49L50 96L48 95V91H47V90H49V84L47 83V81L46 80L44 81L43 79L34 77L29 81V84H27V82H23L22 78L18 75V74H21L18 72H25V74H26V71H28V69H32L34 67L39 68V70L37 72H39L40 75H42V76H44L47 73L48 74L49 73H55L54 75H62V74L68 73L70 71H75V74L77 73L76 75L77 76L79 75L78 78L81 76L80 77L81 81H83L82 77H84L85 81L81 83V85L79 87L80 89L77 93V99L79 100L78 105L74 106L72 104H69L70 109H72V110H74V107L77 108L79 106H84V105L90 106L91 103L92 104L95 103V105H97V106L99 105L101 99L103 98L102 96L104 95V91L108 92L109 89L107 88L108 89L107 90V89H105V87L95 85V82H93V79L97 80L98 78H102L105 75L110 74L109 77H111L113 79H118V80L122 81L123 84L125 83L124 84L125 91L123 90L121 94L118 92H115V90H109L111 92L110 94L117 97L118 100L122 96H125L127 99V96H129L130 93L134 91V89H135V92H137V87L134 85V83H132V80H130V77H129L130 74L128 73L125 76H122L125 72L124 69H122V65L124 66L125 62L130 61V57H129L131 55L130 51L134 50V44L133 43L142 40V38L141 39L138 38L139 40H135L131 43L130 42L131 38L128 37V33L125 32V29H123V27L121 28V26H118L120 21H122L124 13L128 11L127 10L128 8L130 9V5H132L133 3L129 2V1L125 2L123 0H112L113 2H116V3H119V1L121 2V5H120L121 8L119 9L118 14L110 17V16H107L106 15L107 13H105L104 11L97 9L96 12L94 11L95 13L93 12V14L97 17V21H95V23H96L95 24L94 18L92 20L93 15H90V14L87 15L81 9V7L84 5ZM171 1L174 4V0H171ZM116 3H115V5H116ZM123 10H124V12L122 13ZM150 10L153 13H155L156 15L152 16L151 18L149 16V19H155L158 15L159 11L155 8L150 9ZM120 16H121L120 21H117ZM147 18H148L147 15H146V17H145V15L141 16L142 24L144 23L143 20H145ZM26 21H32L33 22V23H31V24H33L31 26L28 24L29 25L28 26L29 31H28V29H27V31H26V29H24L26 27V26H24V23ZM152 21H154V20H152ZM7 24L9 26H7ZM145 24L147 25V23H145ZM6 26H7V28H6ZM11 26L14 28V30ZM42 27H44L43 30H42ZM112 29H118V31L123 35V37H128V39H129L127 41V43L125 44V46L118 49L112 58L97 56L98 53L96 54L93 52L94 53L93 54L92 51L89 50V48H87L85 46V44H86L85 42H88V40H90V39H92L93 42H95L97 44L98 41H100L99 36H101L102 34L108 33ZM4 30H6V31H4ZM30 31H31V33H33V31H34L35 35L38 37L37 38L38 42L28 43V41H23L18 36L19 33H28L29 32V34H30ZM140 31H141V29H140ZM8 32L11 34V37H8V34H9ZM45 33H46V35H45ZM16 34H17V36H16ZM49 34L51 36H49ZM73 34L75 37L73 36ZM52 36H53V38H52ZM69 37L71 38V40ZM48 39H50V40H48ZM54 41H55V43H54ZM2 42H3L4 46H2ZM128 43H130V45ZM49 44H51V45H49ZM95 46H97V45H95ZM110 46H117V45H110ZM128 46H129V52L127 50ZM157 50H155L154 52H152L150 54L154 55ZM124 54L127 56V60L124 62H122V61L120 62L119 57H121V55H124ZM148 57H149V54L147 55L146 59H148ZM136 60H138V59H136ZM120 65H121V67H120ZM77 68L80 69V71L82 73L81 75L78 72ZM113 69H116V71H113ZM22 70H24V71H22ZM108 70H109V72H108ZM98 71H101L102 75H99L97 73ZM118 73H119L120 77L118 76ZM154 75H155V73H154ZM105 78H108V77H105ZM99 80H101V79H99ZM134 81H135V79L133 80V82ZM99 82L100 81H98V83ZM43 85H45V86L43 87ZM85 85L89 86L91 89L86 88ZM52 87H55V86H52ZM55 88L59 89V90L60 89L63 90L62 88H59L57 86ZM81 92H82V94H81ZM125 92H126V95H123ZM127 92L129 94H127ZM79 96L84 98L85 101L78 98ZM19 98H20V100H19ZM23 98H24V100H22ZM77 110H79V109L77 108ZM20 113L22 115L21 117H20ZM30 122H32V121H30ZM10 142H12L11 145L14 147L13 143L15 144V142H17V141H15V138H14ZM38 143H40L39 145L44 144L43 140L39 141ZM23 148L30 149V145L23 144ZM10 151H12V150H10ZM41 151H43V150L41 149ZM16 154L21 155V156L22 155L25 156V154L22 152L21 153L18 152ZM80 158L81 157H79V159ZM9 167H11L10 164H9ZM9 167L6 164H4V165L1 164L0 169H4V168L6 169L4 174L1 173V175L3 174V175L9 176L10 177L9 181H12L13 183L15 181V185L17 187L15 186V188L13 189L14 191L6 188L7 184H5L3 182H7V181H5L3 179L4 181H2V183L0 185V195H1V193H5L6 195H13V194H20L21 195L23 189L17 184L20 183L19 182L20 178L23 179L22 172L20 173L21 175H16V177L13 179V177L10 175V171H9L10 168ZM22 168H23V170L27 169L25 167H22ZM43 170H45V169H43ZM40 172L46 173L45 171H41V170H40ZM108 173L109 174L107 176L110 178H114V177L117 178V177H120V175H121L119 172H118L119 175H116V173L114 174L112 170L108 171ZM2 177L5 178V176H2ZM3 187H5V188H3ZM11 193H13V194H11ZM3 196H5V195H3ZM0 198H3V197H0ZM18 208H20V206ZM19 210L20 209H18V211ZM16 213L18 215V212H16ZM17 215H16V217H17Z\"/></svg>",
	"mask_w": 264,
	"mask_h": 264
},
{
	"label": "water",
	"instance_id": "4",
	"mask_svg": "<svg viewBox=\"0 0 264 264\" xmlns=\"http://www.w3.org/2000/svg\"><path fill=\"white\" fill-rule=\"evenodd\" d=\"M33 1L43 4V5H47V4H52L56 0H52L51 3H45V2H42V0H33ZM146 1H147L146 3L148 6L156 8L162 16L169 15L172 12L173 2L171 0H146ZM159 3L171 5L170 10L165 11L163 8L158 6ZM108 4L113 5V7L111 8L105 7V5H108ZM90 6L97 7L101 10H104L105 12H112L115 9L116 5L112 0H103V1L95 3L94 5L91 4ZM188 18L190 20H195L199 23H202L204 21V16L198 12L190 13L187 19ZM19 37L21 39H26V40L30 38V36L26 33H19ZM101 40L103 43H106V44L120 45L124 43L125 38L118 31V29H112L108 33L104 34ZM167 53L168 51L165 48H159L154 54V57H153L154 61L158 64H161L167 57ZM69 77H75V80H70L68 79ZM46 79L48 80V83L52 85H56L62 89H71L76 84L78 77L73 71H70L62 75H50V76L47 75ZM106 82L107 83H105L104 81L105 85H107L111 89H117L123 86L122 81L118 79H112ZM158 91L164 97H167V98H170L176 101H183L193 96V94L190 91L180 89L177 87H173V86H164V87H161L160 90ZM179 94H182V95H179ZM109 101H112L114 103L110 104ZM118 101L119 100L114 95H111V94L107 95L100 102L99 109L101 111L113 110L117 107L119 103ZM212 106L219 110H226L230 107V103L224 100H217V101L212 102ZM30 113L32 117L36 119H42L45 115V110L41 107H36L30 110ZM109 138H110V132L106 129L96 130L89 134V140L93 143H105L109 140ZM130 229L135 230V234L132 231H129ZM114 232L121 237L122 244H123L122 248H124L130 243L136 242L142 230L136 228L131 223H124V224L116 225L114 228ZM20 255L27 261H30L33 263L42 262L46 258L44 253L40 251H36V250H26V251L23 250L20 252ZM78 264H94V263L91 261L85 260V259H79Z\"/></svg>",
	"mask_w": 264,
	"mask_h": 264
},
{
	"label": "snow or ice",
	"instance_id": "5",
	"mask_svg": "<svg viewBox=\"0 0 264 264\" xmlns=\"http://www.w3.org/2000/svg\"><path fill=\"white\" fill-rule=\"evenodd\" d=\"M42 2H45V3H51L52 0H42ZM158 6L161 7V8H163L165 11H168V10H170V8H171V5H169V4H164V3H159ZM105 7L111 8V7H113V5L108 4V5H105ZM198 19H199V17H198ZM68 79H70V80H75V77H69ZM179 95H182V94H179ZM109 103L111 104V103H114V102L109 101ZM129 231H132V232L135 234V230H131V229H130Z\"/></svg>",
	"mask_w": 264,
	"mask_h": 264
}]
</instances>
